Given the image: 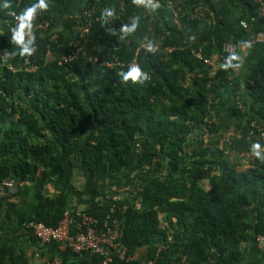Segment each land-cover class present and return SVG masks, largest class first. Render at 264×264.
Returning a JSON list of instances; mask_svg holds the SVG:
<instances>
[{"label":"trees","instance_id":"trees-1","mask_svg":"<svg viewBox=\"0 0 264 264\" xmlns=\"http://www.w3.org/2000/svg\"><path fill=\"white\" fill-rule=\"evenodd\" d=\"M156 1L46 0L32 20L35 51L10 56L15 15L36 0H0V186H13L0 196V264H31L32 249L42 264H98L97 254L41 244L28 227L68 217L73 229L77 206L97 227L119 222L126 258L109 249L108 264H235L264 238V161L250 151L264 147V43L253 42L264 17L253 0ZM105 8L115 9L106 20ZM133 63L150 78L123 81Z\"/></svg>","mask_w":264,"mask_h":264},{"label":"built area","instance_id":"built-area-1","mask_svg":"<svg viewBox=\"0 0 264 264\" xmlns=\"http://www.w3.org/2000/svg\"><path fill=\"white\" fill-rule=\"evenodd\" d=\"M257 5L256 14L258 17H264V2L262 0H253ZM151 3L155 5H159L156 0H151ZM78 13V12H77ZM93 13L94 8L84 11L81 15H83V21L78 27L79 37H83L89 30L93 22ZM78 19L81 17L76 15ZM257 17L251 18L252 21H255ZM240 25L244 29H249L250 26L244 21H240ZM27 35V34H26ZM27 39L31 40V37L27 35ZM256 43H264V32H258L253 40ZM157 49V48H155ZM223 51L228 54H235L237 46L233 43H225L223 45ZM80 48L78 46V42L74 43L71 47L72 57L79 52ZM173 48L166 47V52H171ZM197 58H201L199 53H195ZM206 63L207 60H205ZM260 135L264 138V132H261ZM4 185L8 187L9 192L13 191V186L9 182L3 183L0 186V196L3 193ZM129 190V187H123L116 191V193L111 196L112 201H116L119 198L120 194L125 193ZM115 210V205H111L107 219L110 218L111 214ZM70 218L65 217L64 221L60 224L59 227L52 229L44 226L41 223L29 224V228L34 232L35 237L39 240L41 244H47L51 241L60 243L64 246L69 247L74 253L80 254L83 252H88L90 254H97L102 259L98 262V264H108L111 262V256L109 254V249L116 250L119 253V257L124 259L125 256V248L121 246L119 242H117L119 236V222L115 219L111 221V225H108L106 221L103 227H97V222L94 218L89 215L77 211V223L73 225V229L69 227ZM71 229V230H70ZM255 243L259 245V247L264 248V238L262 236H257L255 238ZM165 247H161L160 250L157 251L156 257L161 250H164ZM129 259V257L127 258ZM148 264H153V261H149Z\"/></svg>","mask_w":264,"mask_h":264},{"label":"clouds","instance_id":"clouds-1","mask_svg":"<svg viewBox=\"0 0 264 264\" xmlns=\"http://www.w3.org/2000/svg\"><path fill=\"white\" fill-rule=\"evenodd\" d=\"M136 3H144L145 6H150L155 8L156 5L151 3V0H135ZM2 6L5 8L9 7V0H2ZM48 3L46 0H36L35 3L31 4L30 6L26 7L23 11L19 14L15 15V20L17 21L15 27L11 28L10 31L12 33L11 40L19 47L17 50L9 53L10 56L20 55H31L35 51V46L31 43V41L35 40V37L32 35V20L34 15L37 13V10H44L48 8ZM115 13L114 8H105L101 12V17L103 19H107L112 17ZM139 17H132L131 24H125L121 28V32L124 34H128L133 32L137 25H138ZM29 35L31 40L29 44L24 43L25 35ZM147 50L154 51L155 45L152 41L147 42ZM231 59H237V57H231ZM230 64L222 65V67H229ZM123 81H129L136 83H143L144 81L150 78L149 73L144 71L138 64H131L128 67L127 71H122L120 73ZM251 154L254 155L256 158L264 161V147H262L259 140L253 142L250 146Z\"/></svg>","mask_w":264,"mask_h":264},{"label":"crops","instance_id":"crops-1","mask_svg":"<svg viewBox=\"0 0 264 264\" xmlns=\"http://www.w3.org/2000/svg\"><path fill=\"white\" fill-rule=\"evenodd\" d=\"M247 48L243 46L241 48V55L242 57L245 56ZM240 67H237L234 71V74L240 73ZM78 180V179H77ZM83 182L81 181V187ZM81 197V195H80ZM78 208L75 209L77 211H81V207L77 206ZM61 249H64L62 246H60ZM145 255V252L143 249H141L138 253H136L135 257L143 258ZM30 257V263L31 264H42V262L46 259L45 257H40V252L38 250H30L29 252ZM56 262L59 263L61 261L58 258H55ZM235 264H264V248L259 247L255 242H248L245 244V255L242 260L239 262H236Z\"/></svg>","mask_w":264,"mask_h":264},{"label":"rangeland","instance_id":"rangeland-1","mask_svg":"<svg viewBox=\"0 0 264 264\" xmlns=\"http://www.w3.org/2000/svg\"><path fill=\"white\" fill-rule=\"evenodd\" d=\"M246 157H249V155H246L245 158L242 159L243 162L246 163L247 161V158ZM135 176V174H133ZM78 179V180H77ZM81 181L83 182V178L79 175L77 176V174L75 175L74 179H73V184L75 185V187H77L78 189H81ZM75 203V202H74ZM259 246V245H258Z\"/></svg>","mask_w":264,"mask_h":264}]
</instances>
